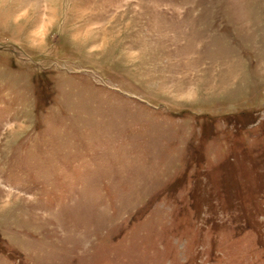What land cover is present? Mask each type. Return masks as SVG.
<instances>
[{
	"label": "rangeland",
	"instance_id": "obj_1",
	"mask_svg": "<svg viewBox=\"0 0 264 264\" xmlns=\"http://www.w3.org/2000/svg\"><path fill=\"white\" fill-rule=\"evenodd\" d=\"M0 264H264V0H0Z\"/></svg>",
	"mask_w": 264,
	"mask_h": 264
}]
</instances>
